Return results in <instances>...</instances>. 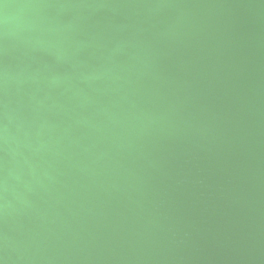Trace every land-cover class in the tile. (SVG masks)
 <instances>
[{
    "label": "water",
    "instance_id": "obj_1",
    "mask_svg": "<svg viewBox=\"0 0 264 264\" xmlns=\"http://www.w3.org/2000/svg\"><path fill=\"white\" fill-rule=\"evenodd\" d=\"M0 264H264V0H0Z\"/></svg>",
    "mask_w": 264,
    "mask_h": 264
}]
</instances>
